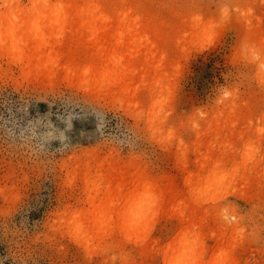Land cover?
Instances as JSON below:
<instances>
[{
    "label": "rangeland",
    "instance_id": "rangeland-1",
    "mask_svg": "<svg viewBox=\"0 0 264 264\" xmlns=\"http://www.w3.org/2000/svg\"><path fill=\"white\" fill-rule=\"evenodd\" d=\"M32 2L20 0L25 8ZM130 2L143 10L130 18L153 21L163 40L161 49L153 48L154 58L145 69L143 59L132 61L138 81L128 95L116 98L91 79L61 71L52 78L23 73L27 49L23 34L16 37L13 32L30 35L35 23H52L44 38L58 40L61 12L49 17L41 10L25 13L27 28L21 30L0 21V264H125L117 257L105 261L97 240L88 248L79 246L66 228L73 220L89 226L94 217L84 216L108 213L106 206L98 205L112 160L122 167L130 162L148 167L161 176V190L174 186L181 195H175L177 204H161V215L152 222V235H161V249L174 238L169 233L179 201L200 198L210 204L217 199L233 203L243 218L244 234L235 246L248 249L249 264H264L263 84L255 62L257 53L264 57V0ZM4 6L0 0L1 13ZM40 6L36 0L35 8ZM13 40L16 46L11 48ZM136 45L139 55L150 48ZM261 69L264 74V66ZM140 71L150 85L156 75H167L162 106L160 91L148 98ZM228 101L249 105L241 111L247 121L218 135L206 132V121L220 114ZM159 119L164 123L158 130ZM206 149L215 156L229 153L221 174L228 180L215 191L196 192L192 189L199 180L190 173H198L200 152ZM247 181L251 186H244ZM111 194L116 201L119 194ZM130 196L129 214L156 207L150 188ZM87 198H93V204ZM70 211L81 217H61ZM100 218L103 229L117 219ZM135 242L127 241L125 249H135ZM174 251L178 260L182 250Z\"/></svg>",
    "mask_w": 264,
    "mask_h": 264
},
{
    "label": "bare ground",
    "instance_id": "bare-ground-1",
    "mask_svg": "<svg viewBox=\"0 0 264 264\" xmlns=\"http://www.w3.org/2000/svg\"><path fill=\"white\" fill-rule=\"evenodd\" d=\"M4 3L5 11L0 12L1 25L7 24L13 30L27 28L25 13L41 10L49 12L46 17L56 11L62 13L63 31L58 40L44 38L53 28L52 23H35L30 35L21 31L13 32L16 37L23 34L21 40L27 51L21 56L26 59V65L22 68L26 76L34 72L37 77L52 78L61 71L67 76L91 79L100 89L104 88L108 96L116 98L128 95L130 87L138 81L134 75L139 71L132 68V61L143 59L145 69L154 58L153 48L161 49L163 39L160 27L153 21L141 23L142 17L139 16L131 19L134 12L143 10L139 5L133 6L130 0H40L39 8H35L36 0H33L31 7L26 8L20 0H4ZM138 30L139 33H134ZM141 38L142 42L136 45ZM15 41L9 47H15ZM135 45H150L152 49L139 55L134 51ZM256 56H259L255 62L259 70L258 77L263 84L264 108V74L261 73L264 57L259 53ZM163 58L166 59L165 55ZM30 67L33 69L29 70ZM140 73L143 74L142 71ZM166 77L167 75L158 74L154 77L156 81L150 85L145 82L147 77L141 75L143 86L148 85V98L152 99L157 91L161 92V106L163 93L168 89V85L163 83ZM134 89L137 90L138 87ZM247 108V103L228 101L220 114L206 121V132L218 135L221 131L228 130L229 126L247 121L241 113ZM262 112L264 118V110ZM163 123L159 119L158 130ZM200 154L202 160L198 161V173H190L199 180L192 190L207 193L222 188L228 180L221 174L225 172L229 153L221 151L215 156L212 149H206ZM91 156L96 157L93 153ZM186 161L184 155V171L188 170ZM118 163L117 160H112L108 173L103 177L106 193L102 195L98 208L104 205L108 213L103 216L96 213L84 216L94 217L91 225L86 227H81L75 220L68 222L66 226L79 246L88 248L91 242L97 240L105 261L114 262L117 257L124 260L125 264H249L245 258L248 249L245 246H235L237 238H242L244 234L243 218L237 208L231 206L233 203L230 205L217 199H211L210 204L208 200L200 198L179 201L180 210L174 217L169 233L174 238L167 249H161V235H152V222L154 217L159 216L157 209L161 211V204H177L175 195L179 192L174 186L161 190V176L153 174L146 166L138 164L134 167L135 163L130 162L122 167ZM251 184L252 182L247 181L244 186L249 187ZM144 187L152 189L156 195L155 209L153 206H146L129 214L126 210L130 195ZM85 190L87 191V186ZM112 192L116 196L119 194V197H115L116 201L111 197ZM86 202L93 204V198H87ZM61 217L81 215L70 211ZM100 217L106 220L113 217L117 219L103 229L99 225ZM132 239H136L135 249L126 250L125 243ZM174 249L182 250L178 260L179 256H172ZM218 253L222 257L216 256Z\"/></svg>",
    "mask_w": 264,
    "mask_h": 264
}]
</instances>
